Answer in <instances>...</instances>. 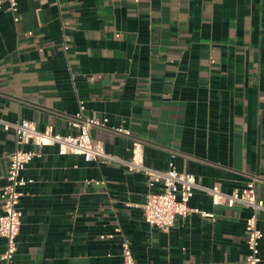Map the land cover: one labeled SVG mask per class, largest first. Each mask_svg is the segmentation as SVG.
I'll return each mask as SVG.
<instances>
[{"label": "crops", "instance_id": "1", "mask_svg": "<svg viewBox=\"0 0 264 264\" xmlns=\"http://www.w3.org/2000/svg\"><path fill=\"white\" fill-rule=\"evenodd\" d=\"M17 1L19 20L0 10V215L17 148L5 122L77 133L82 100L107 119L91 135L119 161L25 145L40 155L24 171L17 252L0 264H122L125 238L140 264H247L251 209L216 205L207 188L254 181L264 200V0ZM136 141L151 168L175 154L198 181L190 206L214 215L148 223L146 196L162 185L127 166ZM260 250L264 264V236Z\"/></svg>", "mask_w": 264, "mask_h": 264}, {"label": "built area", "instance_id": "2", "mask_svg": "<svg viewBox=\"0 0 264 264\" xmlns=\"http://www.w3.org/2000/svg\"><path fill=\"white\" fill-rule=\"evenodd\" d=\"M5 2H7L8 10L16 15L18 1L0 0V10ZM15 19L19 20V16L16 15ZM106 122L107 119L101 120L86 116L85 104L81 100L79 111L69 119V124L77 129V133L65 135L56 132L52 126L39 129L34 122L29 120L4 123L6 130L15 131L17 148L9 157L6 183L1 193L0 235L6 240V250L0 255L1 260L10 263L17 252L23 216L21 199L24 195V187L32 182V179L24 175V171L34 157L40 155L36 149H27L25 145L31 144L34 148L54 146L60 155L82 156L87 162L119 161L106 151L101 141L95 140L91 135L93 127L103 126ZM116 130L128 133L122 127H118ZM175 157V154L171 156L168 167L164 170L151 168L145 164L142 144L136 141L133 145L131 159L126 161L131 170L145 172L150 185L154 183L162 185L161 191L147 194L143 208L146 221L163 230L170 229L177 216L187 217L191 213H198L205 217L214 215L198 207L190 206V200L194 195V190L198 187V181L193 173L177 168ZM207 191L211 194L212 201L216 205L226 203L227 206L233 207L236 203H241L251 209L245 225L249 251L246 263L260 264L262 262L260 242L264 232L258 223V212L264 210V200L258 197L254 181H250L242 189L235 190L230 194L224 193L219 185L209 187ZM114 234L102 235V238H113ZM122 248L124 257L122 264H140L134 258L128 239L122 240Z\"/></svg>", "mask_w": 264, "mask_h": 264}]
</instances>
